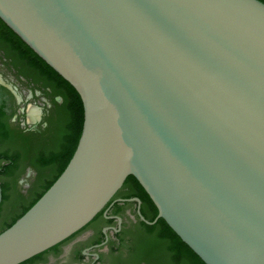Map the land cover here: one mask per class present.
I'll list each match as a JSON object with an SVG mask.
<instances>
[{
    "label": "water",
    "instance_id": "95a60500",
    "mask_svg": "<svg viewBox=\"0 0 264 264\" xmlns=\"http://www.w3.org/2000/svg\"><path fill=\"white\" fill-rule=\"evenodd\" d=\"M0 19L79 94L62 173L0 232L21 264L133 176L204 264H264V3L0 0ZM138 201V200H137Z\"/></svg>",
    "mask_w": 264,
    "mask_h": 264
},
{
    "label": "flooded vegetation",
    "instance_id": "af4514ba",
    "mask_svg": "<svg viewBox=\"0 0 264 264\" xmlns=\"http://www.w3.org/2000/svg\"><path fill=\"white\" fill-rule=\"evenodd\" d=\"M12 39L0 25V232L14 219L4 218L12 203L22 200L34 175L28 159L61 149L55 138L65 119L60 88L43 83L46 75L30 64ZM141 217L153 222L157 208L138 181L128 176L90 223L21 264H174L172 240L163 233L162 219L147 224ZM146 240L165 247V253L159 258L142 254L141 241Z\"/></svg>",
    "mask_w": 264,
    "mask_h": 264
},
{
    "label": "trees",
    "instance_id": "16d2710c",
    "mask_svg": "<svg viewBox=\"0 0 264 264\" xmlns=\"http://www.w3.org/2000/svg\"><path fill=\"white\" fill-rule=\"evenodd\" d=\"M260 1L264 3V0ZM0 25L11 34L12 40L15 42L16 46L22 50L24 57H26L30 64L41 68L42 73L46 75L44 84L52 85L55 83L56 86L60 88L59 95L62 97L63 107H65V119L59 124L60 131L57 132L55 138L56 145H60L61 149L58 152L47 154V156L43 155L42 157H37L32 162V165L36 166L38 170L47 169L52 165L55 167V173L51 179L45 182L36 197H34L32 201L22 209L20 214H18L6 227L8 228L42 196L66 167L81 135L84 111L81 98L76 90L30 49L29 46L26 45L1 19ZM152 220L153 219H151V221ZM159 221H161L163 225L164 235L172 240V245L169 247V250L174 264L181 263V261H184L185 264H204V262L169 228L164 220ZM163 249L165 250V247H163Z\"/></svg>",
    "mask_w": 264,
    "mask_h": 264
},
{
    "label": "rangeland",
    "instance_id": "374dc122",
    "mask_svg": "<svg viewBox=\"0 0 264 264\" xmlns=\"http://www.w3.org/2000/svg\"><path fill=\"white\" fill-rule=\"evenodd\" d=\"M33 161L34 160L31 159H28L27 161V166H29L34 173L33 177L29 179V188L24 194L22 200L20 199V201L12 203L9 214L4 218L5 220H11L15 218L22 211V209L28 205L34 197H36V195L41 191L45 182L51 179L55 173L54 166L51 165L47 169L38 170L36 166L32 165ZM141 243L142 245H145L144 247L140 248V252L142 254H153L159 258L163 253H165L163 247L159 246L154 240H146L145 242L141 241Z\"/></svg>",
    "mask_w": 264,
    "mask_h": 264
},
{
    "label": "bare ground",
    "instance_id": "6f19581e",
    "mask_svg": "<svg viewBox=\"0 0 264 264\" xmlns=\"http://www.w3.org/2000/svg\"><path fill=\"white\" fill-rule=\"evenodd\" d=\"M32 117V116H31ZM30 122H32V121H30Z\"/></svg>",
    "mask_w": 264,
    "mask_h": 264
}]
</instances>
